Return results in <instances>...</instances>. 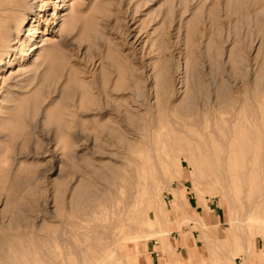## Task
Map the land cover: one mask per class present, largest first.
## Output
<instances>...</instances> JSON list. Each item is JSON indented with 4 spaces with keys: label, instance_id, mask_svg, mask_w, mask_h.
<instances>
[{
    "label": "rangeland",
    "instance_id": "1",
    "mask_svg": "<svg viewBox=\"0 0 264 264\" xmlns=\"http://www.w3.org/2000/svg\"><path fill=\"white\" fill-rule=\"evenodd\" d=\"M29 3L9 53L0 11V264H264V0Z\"/></svg>",
    "mask_w": 264,
    "mask_h": 264
},
{
    "label": "bare ground",
    "instance_id": "2",
    "mask_svg": "<svg viewBox=\"0 0 264 264\" xmlns=\"http://www.w3.org/2000/svg\"><path fill=\"white\" fill-rule=\"evenodd\" d=\"M30 0H5V2H2V9L0 11H2L3 13H6L7 15V18H8V24L6 26V28L4 29V31H2V36L4 37V44L2 45V50L9 53L10 51V45H11V41H12V37L15 35V34H18L21 30H22V27L25 23V21H28L26 20L27 19V14L31 11V12H35L34 8L35 6L34 5H30L29 3ZM43 1V0H42ZM47 1V0H46ZM64 1V0H63ZM45 2V1H44ZM43 3V2H42ZM46 3V2H45ZM48 3V2H47ZM46 3V4H47ZM66 3V2H65ZM68 8V7H67ZM80 9V8H79ZM40 10V8H39ZM73 10H75L77 12V7L74 6L73 4ZM48 11V10H47ZM39 12V11H37ZM35 12V15H37V17H40L42 16L40 13H37ZM73 12V11H72ZM64 14V13H63ZM74 14V13H72ZM71 14V15H72ZM4 15V14H3ZM29 16V15H28ZM3 17V16H2ZM73 17V16H71ZM35 17L33 16L32 19H34ZM49 19V18H48ZM72 20V19H71ZM36 21V20H35ZM69 21V20H68ZM33 23V22H32ZM30 24V23H29ZM35 24V23H34ZM27 26V25H26ZM37 27V26H36ZM31 28V27H30ZM38 28V27H37ZM26 30V29H25ZM32 30V29H31ZM63 30V28H62ZM37 31H34L32 32L31 34H28V37L30 40H33L35 39L34 38V35ZM69 35V34H68ZM18 36V35H17ZM36 36V35H35ZM62 36V35H61ZM68 37V36H67ZM47 38V37H46ZM66 38V37H65ZM18 39V38H17ZM22 41V40H21ZM48 41V40H47ZM14 43V42H13ZM21 44L24 46V47H27V41L24 40L23 42H21ZM30 45V44H29ZM43 44H39L37 43V41H34L30 46H32V50L36 49V48H39V47H42ZM45 47L48 46H56L55 43H46L44 44ZM21 47V46H20ZM53 50V49H52ZM29 52L26 51L25 52V55H27ZM48 55V54H47ZM9 60V59H8ZM14 60V59H13ZM37 60V59H36ZM5 61V60H4ZM6 62V61H5ZM3 63V62H2ZM0 62V67L2 68V64ZM173 206L175 207V204H173ZM252 252V251H251ZM256 253V251H255ZM264 255V253H262ZM195 255L194 251L193 250H189V254H187L186 256H182L181 255V260L184 261L186 259L188 260H192L191 258ZM235 257H237L236 255H234ZM232 255V257H234ZM248 256V255H247ZM179 258V259H180ZM233 260H236L233 258Z\"/></svg>",
    "mask_w": 264,
    "mask_h": 264
},
{
    "label": "crops",
    "instance_id": "3",
    "mask_svg": "<svg viewBox=\"0 0 264 264\" xmlns=\"http://www.w3.org/2000/svg\"><path fill=\"white\" fill-rule=\"evenodd\" d=\"M188 194H190V192H188ZM181 198H179V200H180ZM188 203H189V206L192 208V209H195L196 210V212H200V206H199V204H198V201H197V199H194L193 197H188ZM198 218V223L200 224L201 222L202 223H204V221L201 219V216H198L197 217ZM181 226V225H180ZM200 226H201V224H200ZM183 227V226H182ZM182 229H181V227H180V231H181ZM179 238H181L180 239V243L182 244L183 242V244H186L187 245V248L185 249V247H183V246H181L182 248H183V250H181L180 252H176V254L178 255V254H180V255H182V256H186V254H187V252L191 249V250H193V251H195V254L197 253V246H199V245H194V243H193V241H192V239H191V236H188L187 237V240H186V238H185V236L184 235H182V237H179ZM173 244V243H172ZM174 247V246H173ZM175 248V247H174ZM256 251V250H255ZM154 259V258H153ZM170 260V259H169ZM169 260L168 261H166V262H163V261H160V259H154V261H153V264H168V262H169ZM187 260V259H186ZM250 263V262H249ZM248 263V264H249ZM184 264V263H183Z\"/></svg>",
    "mask_w": 264,
    "mask_h": 264
}]
</instances>
